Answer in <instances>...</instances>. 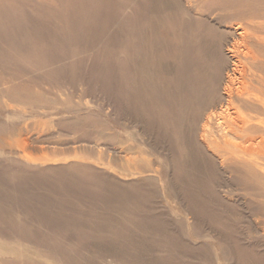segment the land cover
<instances>
[{
    "label": "rangeland",
    "instance_id": "obj_1",
    "mask_svg": "<svg viewBox=\"0 0 264 264\" xmlns=\"http://www.w3.org/2000/svg\"><path fill=\"white\" fill-rule=\"evenodd\" d=\"M160 41L204 85L172 100ZM257 89L264 0H0V264H264Z\"/></svg>",
    "mask_w": 264,
    "mask_h": 264
},
{
    "label": "bare ground",
    "instance_id": "obj_2",
    "mask_svg": "<svg viewBox=\"0 0 264 264\" xmlns=\"http://www.w3.org/2000/svg\"><path fill=\"white\" fill-rule=\"evenodd\" d=\"M158 4H156V6ZM150 5L152 6V4H150ZM151 6H149V7H151ZM135 7L133 9L134 11L136 9ZM142 9L143 8H141V10ZM156 9H157V7H156ZM141 10L140 11H137L135 13L136 15L133 13L134 16H135L134 17V20H133V25H134L135 28H137V31L134 32V37L136 38V39H134L135 46L133 47V53H132V57L129 60L130 61L129 64H126L124 61L120 60V71H119V74L120 75H123L124 67L127 66V65H129V67L132 68L135 71H142L144 73L149 68V65H150L148 61H147V63H144L143 65L139 61V56H140L141 53H143V47H145L146 50H147V51L145 50V52H144L145 59L146 60H147V58L149 59V54H150L149 53V49H150V46H151V43H152L150 40L147 39L148 38L147 36H146V38H141L140 37V36H142V35H140V32H141V29L143 27V24L146 23V22H148V18H149L148 17L149 15L147 16V14L146 13H143ZM144 10L146 12V9L145 8H144ZM156 12H158V11H156ZM157 23H159V22H156V24ZM156 24H154V25L156 26ZM139 29H140V32L138 31ZM188 42H189V40H188ZM157 43H159L158 47H156V48L154 47L155 48V56L158 58V60H156V58L154 60V61H158V67H157V71L158 72L157 73L160 72L161 75H163V74L165 75V82L164 83H165L166 86L167 85L169 86L170 94H171V91L174 88H177V87L180 89V91L182 93V92L186 91L187 90V87H189V86L191 88H192V86L194 88H197V86L204 85V82H205L208 74H210V71H211V67H210L211 59L209 57H207V59H206V62H207L208 67H207V70H206V78H205L202 75L203 72H205V70L202 69V67L199 66V63H200L201 58L199 59V61L198 60L196 61V59H194V61H193V59L189 56L190 53H188V51H187V46L186 47H181L182 49L180 51V54L178 56H176V57H178L180 59V63L178 65H176L175 59L172 58L174 56H169V54L165 51V48L166 47L164 46L163 41H160V42H157ZM166 57L167 58H170L172 60H169V61H167L165 63L164 62V59ZM203 59L204 58H202V61H203ZM154 61H152V62H154ZM156 63L154 65H156ZM176 69L178 71V79L174 77V74H175ZM156 76H157V74H156ZM229 79H230L229 84L227 85V87L225 88L224 91H225L226 95L229 97L228 103H229V106H230V105L233 104L232 99L234 100V93H236V95L238 97L240 96L239 97V100H241L242 99V96L241 95L243 94V91H247V88H246V86H245L246 89L245 88L244 89L241 88V85H242V87H244V85H243V83L241 81H239L238 83H235L234 84V81H238V79L235 80L234 78H231L230 76H229ZM234 85H236V86L238 85L236 90H234L233 87H232ZM198 89H199V87H198ZM258 89H257V91H260L261 94L264 92L263 89H261V90H258ZM167 91H168V89H167ZM247 93H248V91H247ZM262 95H264V93ZM170 96L172 97V100H173L174 99L173 94H171ZM201 97H203V96H201ZM170 102H172V101H170ZM260 102H261L260 103L261 104V107L264 108V100H261ZM180 103H181L182 106H185V108H187L188 105L186 106L183 102H180ZM168 106L170 107L171 112L173 113L174 110H175L176 105L175 104L173 105V104H170L169 103ZM227 112H229V113L227 115V118L228 119H226L228 121L226 123V127L230 129V133L231 132H234L237 135L240 132L244 133V131L246 129L247 130L250 129V126L248 127V120H244V123H243L244 125L243 126H240L239 129H235L237 127V125H238L237 122H236V118L233 117V114L230 113V108L227 109ZM222 123H223V125H225L224 122H222ZM252 127H254V126H251V128ZM227 128H225V130H228ZM251 131H252V129H251ZM252 147H254L255 149L256 148H260L261 147V143H258L255 146L252 145ZM189 153H190V150L188 151L187 154H189ZM189 156H190V154H189Z\"/></svg>",
    "mask_w": 264,
    "mask_h": 264
}]
</instances>
